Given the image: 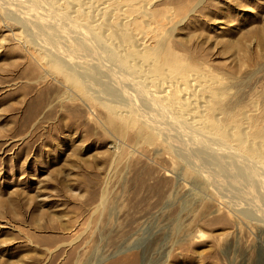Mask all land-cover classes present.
<instances>
[{
  "label": "rangeland",
  "instance_id": "1",
  "mask_svg": "<svg viewBox=\"0 0 264 264\" xmlns=\"http://www.w3.org/2000/svg\"><path fill=\"white\" fill-rule=\"evenodd\" d=\"M15 1L0 0V264H264V211L153 114L264 175V0ZM50 13L101 51L48 48L28 24Z\"/></svg>",
  "mask_w": 264,
  "mask_h": 264
},
{
  "label": "bare ground",
  "instance_id": "2",
  "mask_svg": "<svg viewBox=\"0 0 264 264\" xmlns=\"http://www.w3.org/2000/svg\"><path fill=\"white\" fill-rule=\"evenodd\" d=\"M15 1V0H14ZM24 1V0H23ZM49 1V0H47ZM20 2V1H18ZM17 2V3H18ZM33 2V0H32ZM52 3V1H50ZM49 2V3H50ZM8 4L9 1L7 2ZM14 3V2H11V4ZM15 1V4L18 5ZM22 3V1H21ZM21 3L19 5H21ZM25 3V2H23ZM22 3V5H23ZM34 3V2H33ZM27 4V3H26ZM43 4V3H42ZM41 4V5H42ZM18 5V6H19ZM37 5V4H36ZM39 5V4H38ZM37 5V6H38ZM44 5V4H43ZM8 6V5H7ZM6 6V7H7ZM30 6V4L28 5L27 4V7ZM33 6V5H32ZM31 6V7H32ZM53 6V5H52ZM11 6L8 7V9H10ZM23 7V6H22ZM26 7V6H24ZM23 7V8H24ZM36 7V6H35ZM45 7V6H44ZM42 6V8H44ZM13 8V10L15 9V7H11ZM17 9V8H16ZM21 9V8H20ZM33 9H35L33 7ZM54 10V9H53ZM11 11V10H10ZM15 11L17 10H14L13 12L15 13ZM39 11V10H38ZM47 12V10H45ZM49 11V9H48ZM30 12V11H29ZM18 13V12H16ZM40 14H47V13H41L39 11ZM38 13V14H39ZM22 14V13H20ZM56 15V13H54ZM24 15V14H23ZM55 15H51L48 14V15H44L45 17H42V19L44 18L45 20L48 18L49 19V22L47 24H43L40 22V20L38 19H34L32 18L31 16V19L33 21H35L34 23H29L28 24V21H29V18L27 17V19L25 18H22V20L24 22H26L28 24V26L30 27V25H32L31 27H33V30L34 31H31L32 33H35V34H38L40 37L43 38V40H45L48 45V48L49 46L51 45L52 47H55L57 48L55 45H54V41L56 39V37L60 34L62 35L64 38H66L67 40H70L72 41L75 45L79 46V50H80V47H82L81 49L83 50V55L85 57V55L88 57V55H94L93 57H95V52L98 51L99 47L96 48V46L93 44V43H97V40H98V37H95L92 35V46H88L90 44V38L91 36H87V30L85 31H78V32H75L73 31V29H71L69 27V29H67L66 31L63 30V32L61 30H59L58 28V25H57V22H56V17ZM18 16V15H17ZM25 16V15H24ZM35 16H36V12H35ZM38 16L40 17V15H37L36 17L38 18ZM42 16V15H41ZM58 18V17H57ZM62 18V17H61ZM22 21V22H23ZM48 21V20H47ZM66 21V20H65ZM71 21V20H70ZM23 24L25 25L26 23ZM30 22V21H29ZM64 22V21H63ZM73 22V21H72ZM68 23V21H67ZM77 25V24H76ZM60 26V25H59ZM65 26V25H64ZM25 27V26H24ZM26 28V27H25ZM78 28V27H77ZM30 30V29H29ZM69 30V31H68ZM81 30V28H80ZM28 31V30H27ZM30 32V33H31ZM58 34V35H57ZM61 36V37H62ZM58 39V37H57ZM61 39V38H59ZM58 39V40H59ZM42 40V41H43ZM57 40V41H58ZM60 41V40H59ZM44 43V44H45ZM46 45V44H45ZM47 48V47H46ZM76 48V47H74ZM78 48V47H77ZM53 49V48H52ZM54 50V49H53ZM57 50V51H56ZM53 53H57L59 52L58 49H56ZM75 50H78V49H75ZM63 50H61L62 52ZM101 51V50H99ZM98 51V52H99ZM60 52V53H61ZM65 52V51H64ZM64 52H62V55L60 54L59 58H61V61L63 58H66L63 56V54H65ZM70 52V51H69ZM97 52V53H98ZM71 53V52H70ZM96 53V54H97ZM67 54V53H66ZM72 54V53H71ZM100 54V53H99ZM58 55V53H57ZM63 58H62V57ZM69 56V55H67ZM76 56V55H75ZM56 57V56H55ZM78 57V56H77ZM76 57V58H77ZM83 56H81L80 58H82ZM83 57V58H84ZM58 58V60H59ZM79 58V57H78ZM86 58V57H85ZM91 57H89L90 59ZM96 58H99L97 57L96 55ZM88 59V58H86ZM68 60V58H66V61ZM73 60V58H72ZM72 60H70L69 62H71ZM84 60V59H83ZM92 60V59H91ZM90 60V62H91ZM93 62H89L88 60H85V61H82L80 60L79 62H77L78 60H76V62H71L70 64L74 67V66H78L77 64H80L81 61L84 62L85 64H89V66L85 67V69L87 70H90L92 73L93 76H95L96 78L100 77L99 75V72H102V67L100 68V65L98 67L97 64L98 61L94 58ZM65 62V60L63 61ZM62 62V64H63ZM105 64V66L107 65V63L105 61H103ZM65 64V63H64ZM59 65H61L60 61H59ZM102 65V64H101ZM63 66V65H62ZM61 66V67H62ZM66 66V64H65ZM64 66V67H65ZM108 66V65H107ZM68 67V66H67ZM71 67V66H69ZM68 67V68H69ZM110 67V66H109ZM63 68V67H62ZM100 68V69H99ZM104 68V66H103ZM66 69V68H65ZM71 69V68H70ZM105 69V68H104ZM110 69V68H109ZM117 69V68H116ZM64 70V68H63ZM67 70V69H66ZM101 70V71H99ZM108 70V69H107ZM107 70L105 71L107 74ZM115 70V69H114ZM86 71V70H85ZM110 71V70H109ZM104 72V71H103ZM113 72V70L111 71ZM71 74V72H70ZM70 74L68 73V71L65 72V76L68 80H71V81H74L77 80L76 77H72L70 76ZM110 74V73H109ZM114 74V73H113ZM108 76V74H107ZM116 76V74H115ZM92 77V76H91ZM112 77V76H111ZM110 75H109V79L111 78ZM118 77V76H117ZM117 77H112L111 79H115ZM110 79V80H111ZM114 81V80H113ZM112 80L110 82H113ZM116 83H120L121 84V80L120 79H116ZM111 84V83H110ZM116 84H114L115 86ZM107 86V85H106ZM113 85L112 86H109L108 87H105V90L107 91H110V92H113L114 91H111L110 89L112 87H114ZM120 86V85H119ZM124 86V85H123ZM110 87V88H109ZM115 88V87H114ZM132 88V87H131ZM133 91V90H132ZM144 93V92H143ZM130 94V92H129ZM145 95V94H144ZM128 96V95H127ZM126 96V97H127ZM133 96V95H131ZM136 96V95H135ZM147 96V95H146ZM125 97V96H124ZM139 98V97H138ZM137 98V99H138ZM144 98V97H143ZM143 98H140L142 101L145 100ZM148 98V97H146ZM130 99V98H129ZM136 99V100H137ZM138 99L137 101L141 102V100ZM134 100V99H133ZM147 101V99H146ZM151 101V100H150ZM144 103V102H143ZM140 105H142L141 103H139ZM147 104V103H146ZM153 104V103H151ZM155 104V103H154ZM136 105V104H135ZM145 105V104H144ZM137 107V106H136ZM143 107H146L143 106ZM156 107V105H155ZM154 107V108H155ZM160 107V106H159ZM149 108V106L147 105V109ZM153 107H151L152 109ZM153 108V109H154ZM152 109V111H153ZM162 109V107H161ZM155 111H153L154 113L153 114H156L157 118L155 119L157 124L159 127L163 128V130H165L167 133V137L169 140H172V143L174 144L175 147H178V149H180L189 159H192L193 161L196 160L197 162V165L198 167L202 168V169H209L208 167L212 166L211 169H213L212 172H210L211 174H214V177L211 179L213 180L214 182H217L220 184H223V185H226L227 187L230 186L231 189H236L235 191L237 193H235V195L231 198H237L238 200L240 199L242 202L244 203H241L240 205L242 206V204H250L251 206H254V208L258 207L260 208V210L264 211V208L262 206H264V175L262 176V174L259 175L260 172H262L260 170V168L258 167V164L252 160L249 156L245 155V154H239L237 152H234L232 151L230 148H228L226 145H224L221 141H216V140H211L210 138L208 137H205L203 135H200L197 134V133H194L192 130H187L188 132L189 131H192L191 133L188 134V132H183V130L180 128V127H183L181 124L178 123L177 120H169L167 119V112L164 113L163 111H158L157 109H154ZM155 116V115H154ZM147 117V116H146ZM151 117V116H150ZM155 117H153L154 119ZM192 118V117H191ZM152 119V118H151ZM171 119V117H170ZM182 119V118H181ZM190 120V119H189ZM156 124V123H155ZM164 124H166V126H163ZM168 125V126H167ZM186 127L185 129H187V126H184ZM180 128V129H179ZM189 128V127H188ZM196 128V127H195ZM191 129V128H190ZM161 130V129H160ZM186 131V130H185ZM215 141V142H214ZM207 171V170H206ZM260 171V172H259ZM263 173V172H262ZM219 178L220 180L216 179ZM210 181V180H209ZM212 184V183H211ZM224 187V186H223ZM223 189V188H222ZM230 190V189H229ZM220 191V190H219ZM233 195V194H232ZM231 196V195H230ZM233 200V199H232ZM239 200V201H240ZM236 201V199H235ZM234 201V202H235ZM236 204V203H235ZM262 205V206H261ZM244 206V207H243ZM243 209L245 208V205H243ZM240 207V206H239ZM246 210V209H245ZM251 210V209H249ZM247 210V211H249ZM245 211V212H247ZM262 211V212H263ZM248 213V212H247ZM257 216V215H256ZM264 219V218H263Z\"/></svg>",
  "mask_w": 264,
  "mask_h": 264
}]
</instances>
